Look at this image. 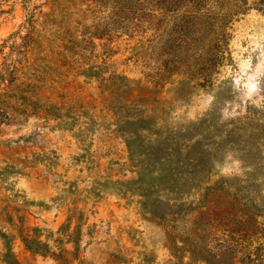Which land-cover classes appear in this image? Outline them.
<instances>
[{
  "label": "rangeland",
  "instance_id": "obj_1",
  "mask_svg": "<svg viewBox=\"0 0 264 264\" xmlns=\"http://www.w3.org/2000/svg\"><path fill=\"white\" fill-rule=\"evenodd\" d=\"M0 264H264V0H0Z\"/></svg>",
  "mask_w": 264,
  "mask_h": 264
},
{
  "label": "trees",
  "instance_id": "obj_2",
  "mask_svg": "<svg viewBox=\"0 0 264 264\" xmlns=\"http://www.w3.org/2000/svg\"><path fill=\"white\" fill-rule=\"evenodd\" d=\"M133 137L135 136H141V133L138 130H133L131 132ZM155 143H151V146H144L140 149V154H137L136 156L139 157V161L141 163H144V160L142 158L145 157L147 161H150V163H154L155 166H161L163 170L159 173V178L161 181H163L165 184L164 186L171 191H178V183L179 181L182 182L184 185H191L193 183V178H189V175H197L202 174L205 175L207 173V165L206 162H201L199 158H196V156H192L191 154H188L186 157V166L184 164V161L180 162L181 153H179L180 147L176 145V138H167L166 140H161V137L159 136L155 141ZM170 143L172 146H166L163 147L161 145H158V143ZM185 145L189 144V141L184 142ZM127 147L129 150V153L131 156L136 154V150L134 149L132 142H127ZM185 148H188L185 147ZM175 164V168L172 170L166 169L167 167L171 166L172 164ZM181 164V165H180ZM186 167V168H185ZM189 169H192L190 172ZM186 169V170H185ZM140 178V177H139ZM174 178V180H172ZM138 184L134 183L133 185ZM159 187V185H156V187ZM23 243H27L29 240L27 238L22 237L21 238ZM35 247H29V249H38V247L43 246L40 242H37L34 240Z\"/></svg>",
  "mask_w": 264,
  "mask_h": 264
}]
</instances>
